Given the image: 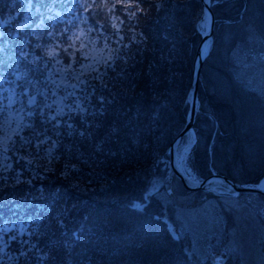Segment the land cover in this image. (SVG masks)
Instances as JSON below:
<instances>
[{"label":"snow or ice","instance_id":"obj_1","mask_svg":"<svg viewBox=\"0 0 264 264\" xmlns=\"http://www.w3.org/2000/svg\"><path fill=\"white\" fill-rule=\"evenodd\" d=\"M71 2L78 15L62 21L63 29L53 25L46 33L47 45L55 39L54 46L38 43L44 55L19 51L25 61L33 56L31 78L16 76L15 87L0 78V264H135L144 241L112 249L94 239L77 251L92 220L85 215L83 194L111 192L116 185L111 171L123 173L127 186L139 187L127 199L134 215L148 224L164 223L176 242L195 237L181 249L182 264H228L237 254L244 264L240 223L229 231L217 205L204 200L192 206L181 199L182 189H219L225 207L241 221L255 216L264 224V180L248 182L242 171L231 180L222 177L214 152L209 153L211 166H203L209 177L202 178L195 161L199 136L186 126L188 107L196 110L194 89L190 83L178 92L183 74L177 65L183 55L179 41L192 28L202 37L192 64L198 80V66L217 47L211 31L215 12L230 3L237 14L224 24L225 55L231 60L241 45L255 50L260 44L256 59L264 64V12L250 16L243 0ZM33 4L11 0L0 10V29L15 27L17 36L24 32ZM178 102L185 106L179 126L173 116ZM242 164L264 169V156L250 155ZM69 192L81 198L66 199ZM153 203L164 210L150 213ZM169 208H178L175 221L166 215ZM113 227L110 218L100 221L101 232ZM157 249V264H172L166 247L156 244Z\"/></svg>","mask_w":264,"mask_h":264},{"label":"trees","instance_id":"obj_2","mask_svg":"<svg viewBox=\"0 0 264 264\" xmlns=\"http://www.w3.org/2000/svg\"><path fill=\"white\" fill-rule=\"evenodd\" d=\"M10 2L11 0H0V10H4ZM243 2L249 9L250 16L264 12V0H243ZM227 6L215 12L217 22L213 37L217 47L211 52L210 59L204 62L201 71L200 102L194 122L195 133L199 136L200 144L195 154V161L197 167L202 170V178H205L209 176V173L207 167L203 166L205 164L211 166L209 153L214 152L220 174L232 178L237 171H242L244 180L255 182L258 178L264 177V169L244 166L242 161H247L250 155L264 156V96L246 86L245 81L231 69L229 58L225 55V48L221 41L225 32L224 19L226 18L222 11ZM37 8L39 12L36 11ZM75 9L71 0H34L31 11L28 13L30 23L24 32L17 36L15 27L5 26L0 29L5 33L3 37H0V48L3 49V52H0L2 61L0 66L9 72L16 67L21 71L22 78H31L33 74L30 69L35 65L30 63V59L25 61L19 56V51L27 46L25 52L34 51L44 55L41 48L47 45L46 33L53 30V25L63 29L62 21L73 20L72 12ZM17 10H20L19 6ZM24 10H28L27 5H24ZM59 10L61 14L57 12ZM85 15L87 17V14ZM11 30L14 31L12 36L16 39L8 35ZM201 38L194 29L190 28L185 37L179 41L183 55L177 65V71L183 74V80L177 86L178 92L182 93V90L191 83L192 64ZM38 43L41 48L36 47ZM56 43L57 41L53 39L52 44L47 46L52 47ZM22 82L23 80L18 83ZM178 103L179 106L174 110L173 116L175 123L179 126L183 124L185 106L182 102ZM122 176L123 173L111 171L110 179L113 177L116 179V185L111 192H106L104 195L83 194V198L87 199L85 215H91L92 220L87 226L77 251L89 248V240L94 239H100L104 246L112 249H125L126 246H131L133 240H139L145 242V247L135 257V264H157L158 249L154 250L156 244L166 247L172 264H182L178 258L182 255V247L191 245L190 239L185 238L181 242H176L171 239L164 223L148 224L143 218L134 215L127 206V199L134 193L138 194L140 189L135 185L127 186ZM239 179L238 176L237 181ZM65 198L75 201L81 197L74 192H69ZM163 210L159 204L153 203L149 212L155 214ZM0 215L3 214L0 213ZM105 218H110L114 227L111 231L101 232L100 221ZM4 219L7 220L8 217L4 216ZM13 222L20 223V220ZM24 226L27 227V224ZM141 226H143L142 231L138 230ZM262 249L264 250V242ZM228 264H240L239 254L233 255L228 260Z\"/></svg>","mask_w":264,"mask_h":264},{"label":"rangeland","instance_id":"obj_3","mask_svg":"<svg viewBox=\"0 0 264 264\" xmlns=\"http://www.w3.org/2000/svg\"><path fill=\"white\" fill-rule=\"evenodd\" d=\"M59 14L62 12L57 11ZM224 15L225 21L227 17L235 16L236 8L232 6V4H228L222 11ZM78 15L76 9L72 12V18L74 19ZM83 19H87L86 15H84ZM4 32V31H3ZM12 35L14 31L11 30ZM214 35V34H213ZM87 39V38H86ZM239 43V41H237ZM25 46L22 48L24 51L26 50ZM260 44L255 46V50L252 48H243L240 46L238 50V56L233 59H229L231 69L235 72V74L245 81V84L251 90L258 92L264 96V64H261L256 57L259 56ZM36 53V52H30ZM229 58V57H228ZM32 61L33 56L28 58ZM2 61L0 60V65ZM53 67H56L53 65ZM13 76V77H12ZM21 76V71L17 70L16 67L12 68L9 72L8 70L3 69L0 66V78L14 81L12 87H15V77ZM4 88H9V85L5 83ZM19 91V88L16 89ZM208 177V176H207ZM206 178V177H205ZM175 183L179 186L180 181L177 179ZM184 191V196L181 199H187L188 203L192 206L199 207L201 202L207 200L214 205H217L216 211L220 213L225 226L227 229L232 230L234 226L239 222L242 232H243V244H244V264H264V250L262 249V245L264 242V224L261 223V218L253 216L252 218H247L244 220H240V218L236 215V213L230 211L225 204L227 201L221 196L220 191L217 189L216 191H202V190H186ZM177 209L169 208L166 211V215L171 218L172 221L176 220V212ZM17 227L20 226V223H16ZM3 226V225H0ZM8 227H11V223L8 224ZM178 227V226H177ZM186 238L190 239L191 244L195 243V237L189 234ZM229 238V233L225 232L224 239ZM211 236L208 237L209 242H211ZM213 243H218L217 240H214ZM223 249H221L222 251ZM240 256V254H239ZM240 264H242L240 259Z\"/></svg>","mask_w":264,"mask_h":264},{"label":"water","instance_id":"obj_4","mask_svg":"<svg viewBox=\"0 0 264 264\" xmlns=\"http://www.w3.org/2000/svg\"><path fill=\"white\" fill-rule=\"evenodd\" d=\"M214 28H215V24L212 25V29H211V31H212V36H213V33H214ZM213 39H214V37H213ZM201 41H202V38H201V40H200V42H199V44H198V46H197V49H196V52H195V56H194V60L196 59L197 54H198V52H199V50H200V47H201ZM194 60H193V61H194ZM203 64H204V62H202V63L198 66V74H199V78H198V80H197L196 77H194L193 75H192V77H191V85H192V87H193V89H194L193 100H194V102H195V104H196V110L193 111L191 105L189 106V109H188V112H189V114H190V116H189V123H188V125H186V126L191 127V129H192L194 132H195L194 122H195L196 114H197L198 109H199V102H200L199 83H200V76H201V71H202ZM219 174H220V173H219ZM220 175H221L222 177H227L229 180L232 179L231 177H228L227 175H224V174H220ZM208 177H209V176H208ZM208 177H206V178H208ZM178 180H179V179H178ZM262 180H264V177L262 178ZM235 182H238V181H234V183H235ZM194 190H202V191H207V192L212 191V190H210V189L207 187V185H205V186H203V187L195 188ZM218 190H219V189H218ZM219 191H220V190H219Z\"/></svg>","mask_w":264,"mask_h":264}]
</instances>
